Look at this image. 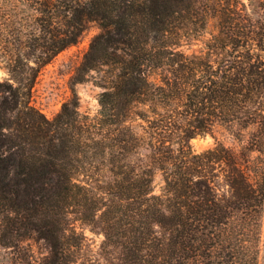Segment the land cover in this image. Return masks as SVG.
<instances>
[{
  "label": "trees",
  "instance_id": "1",
  "mask_svg": "<svg viewBox=\"0 0 264 264\" xmlns=\"http://www.w3.org/2000/svg\"><path fill=\"white\" fill-rule=\"evenodd\" d=\"M210 18L202 47L184 50ZM90 21L101 29L47 117L31 102L36 78ZM0 67V244L19 264H258L264 0H0ZM93 70L90 118L75 84ZM219 126L236 148H192ZM83 225L103 234V262Z\"/></svg>",
  "mask_w": 264,
  "mask_h": 264
},
{
  "label": "rangeland",
  "instance_id": "2",
  "mask_svg": "<svg viewBox=\"0 0 264 264\" xmlns=\"http://www.w3.org/2000/svg\"><path fill=\"white\" fill-rule=\"evenodd\" d=\"M215 24V18H210L202 35L197 39L190 40V42L183 44L181 47L186 51L199 50L206 37L215 29ZM100 29L96 21H90L79 40L59 51L39 72L32 88L31 102L47 117H52L59 111L62 102L71 95V77L80 64L91 38L98 33ZM5 75V70L0 67V78ZM101 75L102 71L93 70L88 73L87 80L75 84V89L79 98V111L81 114L88 115L90 118H95L98 114L99 104L97 97L102 87L97 84V81L100 79ZM133 125L136 130L141 132L142 128L139 125V121H133ZM217 141L223 142L234 148L238 146L236 139L226 128L221 126L216 127L211 133L193 137L190 140V144L193 149L201 150L214 145ZM140 152L145 158V154H147L149 150L146 146H142ZM162 185L163 180L161 172L155 169L153 176V192L160 193ZM79 229L81 232H84L86 236L87 254L103 262L100 255V245L103 234L97 228L91 229L87 225H83ZM23 244L30 247L36 256H41L46 252L41 241L26 239L23 241ZM0 264H19L13 249L1 244ZM258 264H264V213L261 223Z\"/></svg>",
  "mask_w": 264,
  "mask_h": 264
}]
</instances>
